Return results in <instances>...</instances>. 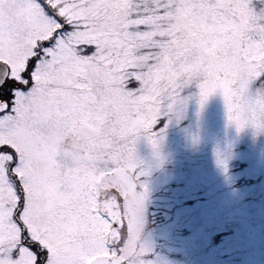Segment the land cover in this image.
Instances as JSON below:
<instances>
[{
  "label": "snow or ice",
  "instance_id": "6c2138e0",
  "mask_svg": "<svg viewBox=\"0 0 264 264\" xmlns=\"http://www.w3.org/2000/svg\"><path fill=\"white\" fill-rule=\"evenodd\" d=\"M190 85L264 131V0H0V264H154L136 144Z\"/></svg>",
  "mask_w": 264,
  "mask_h": 264
},
{
  "label": "rangeland",
  "instance_id": "374dc122",
  "mask_svg": "<svg viewBox=\"0 0 264 264\" xmlns=\"http://www.w3.org/2000/svg\"><path fill=\"white\" fill-rule=\"evenodd\" d=\"M162 112L154 126L158 155L143 137L136 144L148 173L165 169V184L156 180L146 194L138 238L151 249L145 259L264 264V131L251 125L238 131L219 92L201 108L195 85L181 90L172 113L166 105Z\"/></svg>",
  "mask_w": 264,
  "mask_h": 264
},
{
  "label": "flooded vegetation",
  "instance_id": "af4514ba",
  "mask_svg": "<svg viewBox=\"0 0 264 264\" xmlns=\"http://www.w3.org/2000/svg\"><path fill=\"white\" fill-rule=\"evenodd\" d=\"M148 166V161L147 160H143V162H141V167L144 168L146 170V167ZM162 170V171H161ZM164 166L162 167V169L160 170H157V171H151L150 173H148L146 176H143L141 177V182L144 183L147 187V190L149 188V186H154L155 185V182L156 180H161L162 183L161 185H164L165 184V175H164ZM161 185H157L158 188H161ZM165 191V187H163V191ZM152 206L148 205V209H150ZM150 219H147L145 221H149ZM160 221L158 222H155L156 225H158L159 227L160 226H163L161 223H159ZM155 225V226H156ZM152 226H154V224H152ZM158 229V232L160 231L159 228ZM157 231H155L153 233L154 237H158V234L156 233ZM142 233H144V229L142 231ZM154 250V249H153Z\"/></svg>",
  "mask_w": 264,
  "mask_h": 264
}]
</instances>
